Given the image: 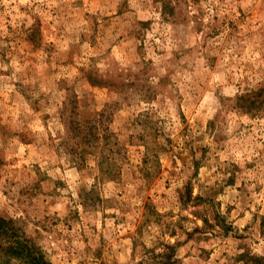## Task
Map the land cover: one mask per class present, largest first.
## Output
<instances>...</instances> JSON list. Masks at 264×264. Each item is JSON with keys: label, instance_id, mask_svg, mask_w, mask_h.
I'll return each instance as SVG.
<instances>
[{"label": "clouds", "instance_id": "1", "mask_svg": "<svg viewBox=\"0 0 264 264\" xmlns=\"http://www.w3.org/2000/svg\"><path fill=\"white\" fill-rule=\"evenodd\" d=\"M0 264H264V0H0Z\"/></svg>", "mask_w": 264, "mask_h": 264}]
</instances>
